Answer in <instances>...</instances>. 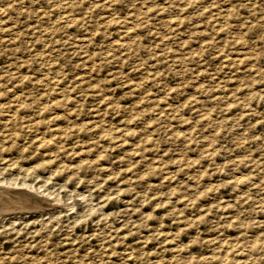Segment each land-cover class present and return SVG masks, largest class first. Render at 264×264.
Masks as SVG:
<instances>
[{"label":"rangeland","instance_id":"obj_1","mask_svg":"<svg viewBox=\"0 0 264 264\" xmlns=\"http://www.w3.org/2000/svg\"><path fill=\"white\" fill-rule=\"evenodd\" d=\"M3 182L0 264H264V0H0Z\"/></svg>","mask_w":264,"mask_h":264},{"label":"bare ground","instance_id":"obj_2","mask_svg":"<svg viewBox=\"0 0 264 264\" xmlns=\"http://www.w3.org/2000/svg\"><path fill=\"white\" fill-rule=\"evenodd\" d=\"M3 183L7 184V182H3ZM7 185L9 186L0 185V215L10 210L18 211L19 209L22 208L34 209L39 206V202L37 201L38 198L35 199L31 193H26L25 191L20 190L18 188L10 187V185L13 186L15 185V183L13 184L9 183ZM38 209H40V207Z\"/></svg>","mask_w":264,"mask_h":264}]
</instances>
